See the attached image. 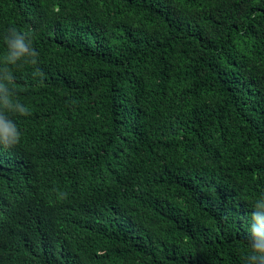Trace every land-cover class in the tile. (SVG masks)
<instances>
[{
    "label": "trees",
    "instance_id": "1",
    "mask_svg": "<svg viewBox=\"0 0 264 264\" xmlns=\"http://www.w3.org/2000/svg\"><path fill=\"white\" fill-rule=\"evenodd\" d=\"M34 29L0 148V264H243L264 192V0H0Z\"/></svg>",
    "mask_w": 264,
    "mask_h": 264
},
{
    "label": "clouds",
    "instance_id": "2",
    "mask_svg": "<svg viewBox=\"0 0 264 264\" xmlns=\"http://www.w3.org/2000/svg\"><path fill=\"white\" fill-rule=\"evenodd\" d=\"M34 29L9 28L2 37L3 56L0 57V148L8 149L21 141L22 131L14 116L29 113L26 105L16 98L15 70L24 64L37 65L39 52L35 47ZM243 264H264V192L251 202L247 216Z\"/></svg>",
    "mask_w": 264,
    "mask_h": 264
}]
</instances>
